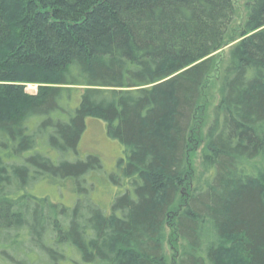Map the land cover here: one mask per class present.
Masks as SVG:
<instances>
[{
	"label": "trees",
	"instance_id": "trees-1",
	"mask_svg": "<svg viewBox=\"0 0 264 264\" xmlns=\"http://www.w3.org/2000/svg\"><path fill=\"white\" fill-rule=\"evenodd\" d=\"M249 7L203 172L185 192L195 113L235 0H0V264H59L67 245L85 262L168 264L173 214L175 264H264V0ZM90 114L124 145L109 211L85 186L100 156L71 157ZM44 178L76 183L80 198L29 191Z\"/></svg>",
	"mask_w": 264,
	"mask_h": 264
},
{
	"label": "rangeland",
	"instance_id": "rangeland-1",
	"mask_svg": "<svg viewBox=\"0 0 264 264\" xmlns=\"http://www.w3.org/2000/svg\"><path fill=\"white\" fill-rule=\"evenodd\" d=\"M237 13L234 21L230 26L229 36L226 44L215 53L216 63L213 70L206 78L201 101L197 107L193 126L191 129V139L189 148V176L188 184L184 189L187 192L194 185L196 180L203 172V164L201 152L205 143L206 131L213 118L215 105L219 100V84L222 69L228 59V54L231 45L240 39L245 18L250 9V0H235ZM39 83L27 82L26 90L35 92ZM86 129L82 135L79 154H71V157L86 158L88 154H97L100 156L103 168L94 172V177L90 182L85 183L88 188V197L95 203L104 207L109 211L112 201L120 189L109 178V174L116 169L117 162L120 157L124 156V145L117 139L111 137L107 132V123L96 114H90L86 119ZM49 154L58 159L59 154L54 149H49ZM75 187L66 186L53 182L50 179L44 178L33 186L29 187V191L37 196H48L52 201L62 202L66 205L73 206L78 198L79 191ZM83 195L85 193L80 192ZM182 245V239L178 236L174 214L170 217L167 224V251L169 254V263L175 264L176 257ZM66 258L59 260V264H98L85 262L79 252L71 245H67ZM22 256V255H21ZM31 260L34 258L33 253L26 255Z\"/></svg>",
	"mask_w": 264,
	"mask_h": 264
}]
</instances>
